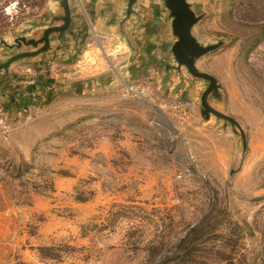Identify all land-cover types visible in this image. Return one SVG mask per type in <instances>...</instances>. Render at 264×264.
I'll list each match as a JSON object with an SVG mask.
<instances>
[{
  "label": "rangeland",
  "instance_id": "374dc122",
  "mask_svg": "<svg viewBox=\"0 0 264 264\" xmlns=\"http://www.w3.org/2000/svg\"><path fill=\"white\" fill-rule=\"evenodd\" d=\"M61 1L0 0V63ZM190 1L215 46L196 60L218 82L208 103L240 127L203 113L210 81L172 50L161 84L107 59L31 116L0 106V264H264V0Z\"/></svg>",
  "mask_w": 264,
  "mask_h": 264
},
{
  "label": "crops",
  "instance_id": "0c3cea01",
  "mask_svg": "<svg viewBox=\"0 0 264 264\" xmlns=\"http://www.w3.org/2000/svg\"><path fill=\"white\" fill-rule=\"evenodd\" d=\"M70 8L69 29L51 35L47 52L16 62L14 69L21 74L15 73L13 80L0 87V106L7 107L11 115L35 101L41 103L65 86L89 84L79 79L106 71L107 59L131 82L155 78L161 84L167 74H179L171 53L177 37L166 0H135L132 5L130 0H70ZM62 15L59 9L52 25L62 24ZM16 43L12 47L16 52L29 50Z\"/></svg>",
  "mask_w": 264,
  "mask_h": 264
},
{
  "label": "water",
  "instance_id": "95a60500",
  "mask_svg": "<svg viewBox=\"0 0 264 264\" xmlns=\"http://www.w3.org/2000/svg\"><path fill=\"white\" fill-rule=\"evenodd\" d=\"M134 2L135 0H130V5H132ZM61 5L63 7V15L61 16L63 21L62 24L51 25L47 27L39 41L34 39L28 40L24 37L20 40H17L18 46H20L19 42L21 40L26 44H33L34 46H37L38 43L42 42L43 46L37 48L36 50L22 51L14 54L6 62L0 63V69H7L12 63L20 59L38 56L50 49L51 35L53 33H64L69 29L72 22L70 0H62ZM166 6L170 10L171 16L173 18V32L177 37L176 42L172 46V52L178 63L180 65H185L194 76L210 81L209 86L203 92L201 97V104L204 108L203 113L207 116L212 113L218 117L230 120L240 127V125L232 116L217 110L208 103L207 98L211 92H214L218 89V82L213 75L198 70L196 66L197 58L215 49V46H202L192 33L194 26L201 19V17L197 15L188 0H166Z\"/></svg>",
  "mask_w": 264,
  "mask_h": 264
},
{
  "label": "built area",
  "instance_id": "2783aa9c",
  "mask_svg": "<svg viewBox=\"0 0 264 264\" xmlns=\"http://www.w3.org/2000/svg\"><path fill=\"white\" fill-rule=\"evenodd\" d=\"M35 110V105H32V104H28V105H25L23 107H21L18 112L21 114V113H25L27 114L28 116H31L32 113L34 112Z\"/></svg>",
  "mask_w": 264,
  "mask_h": 264
},
{
  "label": "trees",
  "instance_id": "16d2710c",
  "mask_svg": "<svg viewBox=\"0 0 264 264\" xmlns=\"http://www.w3.org/2000/svg\"><path fill=\"white\" fill-rule=\"evenodd\" d=\"M17 170V171H16ZM23 173H24V171L23 170H21L20 168H16L14 171H12V175L13 176H20V175H23ZM18 174V175H17Z\"/></svg>",
  "mask_w": 264,
  "mask_h": 264
}]
</instances>
